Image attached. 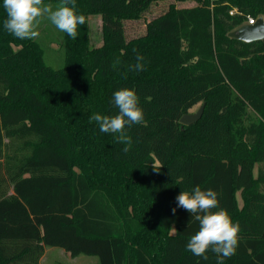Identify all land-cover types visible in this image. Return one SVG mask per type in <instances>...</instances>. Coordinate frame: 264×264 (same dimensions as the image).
<instances>
[{
  "label": "trees",
  "instance_id": "trees-1",
  "mask_svg": "<svg viewBox=\"0 0 264 264\" xmlns=\"http://www.w3.org/2000/svg\"><path fill=\"white\" fill-rule=\"evenodd\" d=\"M152 1L75 0L86 22L76 39L63 32V64L53 69L40 39L4 29L0 0V264H39L45 247L98 264H216L211 250L207 260L187 250L199 222L176 197L196 186L216 191L212 211L240 225L224 264H264V40L227 36L264 17V0H174L196 6H170L142 37L117 34ZM93 15L103 22L97 48ZM123 88L144 115L125 126L127 152L119 133L90 122L119 113L113 93ZM202 103L201 118L182 126Z\"/></svg>",
  "mask_w": 264,
  "mask_h": 264
},
{
  "label": "clouds",
  "instance_id": "clouds-1",
  "mask_svg": "<svg viewBox=\"0 0 264 264\" xmlns=\"http://www.w3.org/2000/svg\"><path fill=\"white\" fill-rule=\"evenodd\" d=\"M71 5V6H69ZM6 13L4 29L20 40L34 39L40 19L46 17L58 30L72 39L77 38L78 25H83L86 18L77 14L75 0H60L55 9L44 0H3ZM135 51V50H134ZM144 57L137 54L134 71L144 70ZM119 60L114 62L118 64ZM113 103L119 109L116 115L93 114L90 122L98 124L100 132L119 133L117 140L127 145L123 151L131 148L132 140L124 131L126 125L142 124L143 110L138 106V97L134 90L123 88L113 93ZM177 207L183 208L199 222V230L192 235L187 250L193 255L208 259L206 252L211 250L217 254L216 264H224V259L235 254L238 246L240 225L234 224L223 209L213 212L218 207V194L212 189L202 190L196 186L191 191L182 190L176 197ZM175 213L176 209H172Z\"/></svg>",
  "mask_w": 264,
  "mask_h": 264
},
{
  "label": "rangeland",
  "instance_id": "rangeland-1",
  "mask_svg": "<svg viewBox=\"0 0 264 264\" xmlns=\"http://www.w3.org/2000/svg\"><path fill=\"white\" fill-rule=\"evenodd\" d=\"M189 2V1H188ZM170 6L177 9L191 8L192 3L175 2L174 0H153L144 10L143 18L139 20H122L116 24L117 34H120L127 41L142 37L146 32V24L153 18L165 13ZM55 9V7H53ZM89 27V44L94 48L103 44V22L101 15H93L88 20ZM38 36L44 48V61L53 69L62 66L64 55L60 49L59 43L62 41L63 32L58 30L46 17L40 19V23L36 29ZM228 68H233L236 73H240L238 62H230ZM195 111V110H194ZM193 111V112H194ZM239 194H237L238 196ZM239 197V196H238ZM240 202V199H238ZM241 206V204L239 205ZM93 262L98 260L95 257L80 255L70 261V259L60 260V264H82L81 260ZM69 261V262H68ZM98 262V261H97ZM86 264H91L86 262Z\"/></svg>",
  "mask_w": 264,
  "mask_h": 264
},
{
  "label": "water",
  "instance_id": "water-1",
  "mask_svg": "<svg viewBox=\"0 0 264 264\" xmlns=\"http://www.w3.org/2000/svg\"><path fill=\"white\" fill-rule=\"evenodd\" d=\"M227 36L244 43L262 41L264 40V18L259 17L253 25L245 24L233 30ZM204 106L205 103H202L195 112L183 114L179 119V123L182 126H189L197 122L203 114Z\"/></svg>",
  "mask_w": 264,
  "mask_h": 264
},
{
  "label": "crops",
  "instance_id": "crops-1",
  "mask_svg": "<svg viewBox=\"0 0 264 264\" xmlns=\"http://www.w3.org/2000/svg\"><path fill=\"white\" fill-rule=\"evenodd\" d=\"M192 3V7L196 6V4L192 1H189ZM188 1L184 3H189ZM264 18V17H263ZM241 204V201L239 202V205ZM80 256V255H79ZM78 257V256H76ZM76 257L69 256L64 250L54 247H45L43 255L39 259V264H60V260L62 259H70V261H73ZM90 257V256H88ZM98 260H95L93 262L87 261V260H81L80 262H83L82 264H86V262H89L91 264H98ZM69 262V261H68Z\"/></svg>",
  "mask_w": 264,
  "mask_h": 264
},
{
  "label": "built area",
  "instance_id": "built-area-1",
  "mask_svg": "<svg viewBox=\"0 0 264 264\" xmlns=\"http://www.w3.org/2000/svg\"><path fill=\"white\" fill-rule=\"evenodd\" d=\"M230 14H232V12H231ZM254 23H255V20H254V19L248 18L246 24H248V25H253Z\"/></svg>",
  "mask_w": 264,
  "mask_h": 264
}]
</instances>
